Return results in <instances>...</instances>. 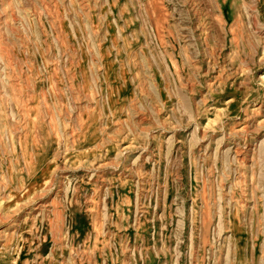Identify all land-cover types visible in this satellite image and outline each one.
Returning <instances> with one entry per match:
<instances>
[{
    "label": "rangeland",
    "instance_id": "rangeland-1",
    "mask_svg": "<svg viewBox=\"0 0 264 264\" xmlns=\"http://www.w3.org/2000/svg\"><path fill=\"white\" fill-rule=\"evenodd\" d=\"M0 264H264V0H0Z\"/></svg>",
    "mask_w": 264,
    "mask_h": 264
},
{
    "label": "bare ground",
    "instance_id": "bare-ground-1",
    "mask_svg": "<svg viewBox=\"0 0 264 264\" xmlns=\"http://www.w3.org/2000/svg\"><path fill=\"white\" fill-rule=\"evenodd\" d=\"M235 23V22H234ZM234 26V25H233ZM157 40V39H156ZM137 77V76H136ZM242 151V150H241ZM235 153H236V151H234ZM245 154V153H244ZM238 156H240V155H238ZM244 191H247L246 190V188H245V190ZM242 192V191H241ZM248 193V192H247ZM246 195H244V197H245ZM249 196V195H248ZM255 198V197H254ZM246 200V199H245ZM248 201V200H247ZM246 202V201H245ZM38 208V207H37ZM40 210H41V208H40ZM77 215V214H76ZM78 222V221H77ZM85 223V222H84ZM79 225V224H78ZM86 225V224H85ZM81 226H83V225H81ZM70 231V230H69ZM72 231V230H71ZM74 232V231H73ZM79 235V234H78ZM195 258V257H194ZM179 261V260H178ZM177 261V262H178Z\"/></svg>",
    "mask_w": 264,
    "mask_h": 264
}]
</instances>
